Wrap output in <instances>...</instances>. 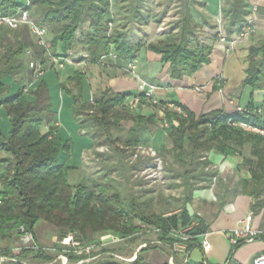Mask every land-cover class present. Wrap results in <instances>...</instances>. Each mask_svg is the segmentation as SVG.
Masks as SVG:
<instances>
[{"label":"trees","instance_id":"16d2710c","mask_svg":"<svg viewBox=\"0 0 264 264\" xmlns=\"http://www.w3.org/2000/svg\"><path fill=\"white\" fill-rule=\"evenodd\" d=\"M29 1L27 8L30 16L39 27L49 30V43L54 54L60 42L78 43L93 62L104 59L110 52L117 55L116 61H135L146 45L148 50L161 55V63L170 64L174 77H182L211 63L213 45L208 40L220 37V32L204 30L205 26H209L214 31L216 23L195 22L190 0H117L118 11L111 19L108 17L111 15V0ZM251 1L223 0L220 7L227 40L243 31L251 13ZM24 5L14 0H0V14H12ZM157 7L162 8L158 10ZM172 8L177 14L171 22L174 26L163 35L148 44L141 37H136V29L140 25L148 22L161 24ZM121 14L125 18L123 21ZM86 22L92 30L85 32V39L79 41L77 32ZM27 28L0 27V109L5 108L10 117L9 130L4 132L0 127V154H4L0 157V239L3 242L0 256L7 258L0 264H32L25 263L28 258L38 261L35 264L52 260L45 248L23 246L19 247V252H14L12 245L25 233H31L36 242L35 229L41 220L53 224L59 232L78 233L85 243L95 241L94 235L103 232L133 240L144 231L143 224L161 230L157 235L158 241L169 245L173 242L167 234L169 228L182 227L197 220L199 224L194 235L207 232L205 220L196 213L190 216L187 203H192L199 180L212 181L215 177L206 170L209 161L205 156L210 150L231 155L251 144L254 158L249 160V164L252 175L244 182V189L256 198L264 194V135L245 131L232 123L244 121L264 129V115L257 111L253 103L244 107L247 111L233 114L215 110L197 115L175 102L185 115L164 108V116L160 120L166 121L167 126L163 127L173 143L172 148L165 149V152L171 155L173 164L185 167L179 175L183 176L188 193H184L179 211L158 213L142 201L138 193L130 192L128 197H123L113 184L100 179L92 180L90 185L83 182L71 184L69 174L74 166L60 162L59 157L62 151L70 150L72 140L63 139L58 133L59 126L54 123L58 106L50 88L52 77L57 80L55 94H67L74 102L73 118L79 122L81 129L88 131L94 149L112 145L122 159H128L140 145L139 137L131 133L120 143V137L113 133L114 122L126 115L138 123L146 120L130 113L126 101L132 94H102L93 104L85 99V72L75 70L66 81L59 82L61 70L55 69L46 59H43V64L49 69L24 91L27 84L24 78L29 83L34 76L25 58L26 49L33 48L38 55L43 54ZM248 61L243 85L253 90L261 89L264 87V41L250 46ZM22 74L24 78L18 84L15 76ZM143 104L158 106L160 102L155 105L142 99L140 105ZM49 124L45 131L43 128ZM260 205L257 202L253 212ZM198 243L199 237L192 238L188 243L189 249ZM242 244L233 247L232 252ZM151 247L142 248L132 262L119 261L110 255L81 264H151L142 256ZM96 255L98 253L91 252L72 254L71 257L85 260ZM177 260L178 264H188Z\"/></svg>","mask_w":264,"mask_h":264},{"label":"crops","instance_id":"0c3cea01","mask_svg":"<svg viewBox=\"0 0 264 264\" xmlns=\"http://www.w3.org/2000/svg\"><path fill=\"white\" fill-rule=\"evenodd\" d=\"M14 1L22 4L27 3V0ZM116 1L111 0V15L108 16L109 19L113 18L115 11H118ZM190 1L195 22L201 24L207 21L211 25L215 23L218 25L219 21H221L223 28L220 7L223 5V0ZM253 1L258 3L259 8L254 15V31L252 34L245 38L234 35L232 39L226 41H221V37L217 40L209 39L208 43L213 45L211 63L206 64L193 74L174 77L170 64L160 62V54L148 50L146 45L139 51L138 57L135 60L137 64L140 62L138 74L156 87L154 95L160 104L158 106L143 104L132 109L130 111L132 115L142 116L146 120H143L141 123L136 122L131 117H128V115L121 116L119 121L114 122L113 128L117 130L126 121L132 123L123 141L129 134L134 133L139 137L140 144L152 146L157 151L167 154L165 149L170 150L173 143L160 120L164 113L161 111H164V108L184 115L185 113L181 106L186 107L197 115L215 110L233 114L237 111V108H244L249 103H253L254 107L260 109L261 114L264 115V87L253 90L252 87L243 85L249 66V48L252 45H259L264 41V0ZM157 8L159 10L162 7ZM173 10L175 9L173 8ZM122 16L121 14L120 18L123 21L125 18ZM110 26H112V23H110ZM157 27L158 25L154 22L140 25V28L136 29L138 30L136 37H141L145 44H148L150 41L159 38L157 36ZM89 30L92 29L88 22L82 24L77 32V40L82 41V39H85V32ZM204 30L214 33L209 26H205ZM147 37H150L149 40ZM146 40L148 41L146 42ZM56 53L68 56L73 60V63L67 64L60 71L59 82L66 81L75 70H80L78 62L82 59L83 54H89L86 50L79 47L78 43L68 42H60L56 48ZM87 60L89 65L85 72L86 100H90L91 103L95 104L102 94L137 93L138 83L133 75L126 70L125 65L127 64V60L120 59L117 62L105 57L100 61L93 62L89 60V55ZM220 77L223 79L221 84H219ZM56 82L57 80L52 77L50 88L54 100L56 99ZM196 88H201V91H196ZM56 100L58 115L54 123L56 126H59V129H62L61 118L63 120V111L66 107L73 109L74 102L71 100V97L64 93H61ZM173 102L179 103L181 106ZM168 103L175 104L179 107V110L174 107H167ZM59 109L62 110L61 113ZM151 116L152 118L150 119ZM50 125L44 127L45 131L48 130ZM77 127L80 128L79 123ZM84 133L86 136L88 131L86 130ZM115 136L121 137L118 133ZM82 141L85 143L87 152L97 151L98 147L94 149L91 137H85ZM73 143L72 140V145ZM96 154L99 155L97 152ZM168 155L170 154L168 153ZM252 156L251 144H246L240 152L231 155H224L216 150H210L206 153L205 158L209 161L206 170L215 175L216 179L213 177L212 181H198V187L193 192L191 205L195 213L203 218L208 225L207 238L211 244V249L204 253L199 244H197L190 249L191 253L188 264H252L255 257L264 253V237L255 239L252 242L243 243L232 252L233 247L227 235L228 231L235 228L240 220L253 210L252 208H255L257 202H260L261 205L254 211L253 226L264 231V194L256 198L248 194L244 189V182L250 180L252 175L249 164V160L254 158ZM179 210L180 207L175 211ZM2 243L0 239V245ZM160 244L161 253L163 254L159 252L158 256L161 257L163 255L161 258L162 262H168L171 255L170 245L162 241ZM196 249H199L201 252L199 253ZM14 250H18V247H15ZM146 251L148 253L151 252V250ZM196 252L197 254H195ZM193 255L195 259L191 263L190 258ZM230 259H232V262H229Z\"/></svg>","mask_w":264,"mask_h":264},{"label":"rangeland","instance_id":"374dc122","mask_svg":"<svg viewBox=\"0 0 264 264\" xmlns=\"http://www.w3.org/2000/svg\"><path fill=\"white\" fill-rule=\"evenodd\" d=\"M176 16L177 14L172 8L170 12H168L164 17L163 22L158 25L157 36L163 35L169 28L174 26L171 22L175 20ZM218 28L219 26L217 25L214 29V32H219ZM150 37H147V39L149 40ZM148 40H146V42ZM135 64L137 65L136 71L138 72L140 62H138V64L135 62ZM23 76V74L15 76L16 82H18V84L19 81L24 78ZM24 80L28 84L26 78H24ZM55 96V98L58 99L60 94L57 93ZM71 109L69 107L64 109V113L62 114L63 120L61 118L62 129H60L59 132V135L63 139L68 138L74 142L70 150L62 151L59 157L60 162H64L69 166H74L69 174V182L71 184L83 182L87 185H90L92 180L100 179L113 184L117 191L121 192L123 197H128L130 192L138 193L140 199L145 203H148L151 208L158 213H171L182 206L184 202V193L187 194L188 189L185 186L186 184L183 176H180L179 174L184 170L185 167L176 163L173 164L171 155L161 154L164 161V180L151 182L145 179L141 173V169H143L148 164V159L146 157L141 156L135 159L132 155L128 157V159H122L120 155L117 154L112 145L101 146L100 148L98 147L96 152L99 153V155L93 151L91 153L87 152L85 143L82 140L85 137L88 138L89 135L86 134L85 136L84 132L86 129L77 127L79 122L73 118V109ZM61 112L62 110H60V113ZM131 124V122L126 121L123 123V126H121L120 129L117 130L116 128H113L114 135L118 133L121 136L120 143L123 142V138L125 135H127V130ZM0 127L4 132H7L10 128V117L8 116L5 108L0 109ZM140 146H143V148L152 147L146 144H140ZM3 155L4 154L1 153L0 157ZM139 160L142 162V165ZM137 166L140 168L138 169ZM105 235L108 234H105L104 232L102 234H96L94 235L95 241L85 243L83 240H81V237L78 233L59 232L58 228L53 224L41 220L35 229V238L37 236L36 242L31 241L25 245V241L22 240L23 236H21L20 238H16L12 245L14 247H18V250L19 247L30 246L34 244L40 248H45L46 252H48L52 259L45 264H81L83 262L89 263L93 260L106 258L112 253L132 258L134 254H138L141 251L140 247L146 244V247H142L145 249H147L149 246L152 247L148 249L151 250L150 253H148V251L142 253V256L145 258V260L151 264L163 263L161 260L163 255L161 257L158 256L159 252L161 253L162 251V249H160L161 244L156 242L158 236L154 232L144 231L136 236L133 240L124 239L117 242L112 240L114 237L119 238V236L112 235L111 237H105ZM54 237H58L59 242L57 244L54 241ZM68 238H70V242L66 241ZM101 243H105L104 246ZM88 247L90 248L87 249ZM18 250H14V252H19ZM196 250L199 253L201 252L199 249ZM91 252L98 253V255L85 260H76V258L71 257L72 254L80 255ZM195 254H197V252ZM194 255L190 258L191 263L194 262ZM65 259L66 262L64 263ZM5 260H7L6 257L0 256V262ZM37 262L38 261H35L33 258H28L25 261V263L32 264Z\"/></svg>","mask_w":264,"mask_h":264},{"label":"built area","instance_id":"2783aa9c","mask_svg":"<svg viewBox=\"0 0 264 264\" xmlns=\"http://www.w3.org/2000/svg\"><path fill=\"white\" fill-rule=\"evenodd\" d=\"M30 3L29 0H27V3L24 6L19 7L16 12L12 14H0V27H7L10 29H18L21 26H27L31 33L32 38L34 39L35 45L42 51V55H38L33 48H28L25 51V58L27 60L28 66L31 70H33V79L24 86V91H27L39 78H41L46 71L49 69V67H45L43 64V59L48 60L50 64L54 66L57 70H62L65 68L67 64L73 63L72 58L64 55L57 54L52 51V48L50 46L49 41V30L44 27L40 26L33 20V18L30 16L29 10L27 8L28 4ZM251 13L247 16V22L243 29V31L238 34V36L245 38L247 36H250L252 32L254 31L253 27V20L254 15L258 11V3L253 1L251 2ZM219 30H220V39L221 41H226V35L223 32V28L221 26V21L218 23ZM88 55L83 54L82 59L78 62L80 65V68L83 72H86L88 69L89 62L87 60ZM107 58L111 59L112 61H116L118 59L117 55L113 52H110V54L107 56ZM126 66V70L133 75V77L136 79L138 83V91L135 94H132L130 97H128L126 101V105L131 110L136 108L138 105L142 104V99H145L148 103H153L155 105L159 104V100L155 97V86L145 79H143L138 72L136 71V64L135 61H128ZM223 79L219 78V84H221ZM196 91H201V88H196ZM167 107H174L179 110V107L175 104L168 103ZM237 111L244 112L247 111L246 108L239 107L237 108ZM258 112H261L260 109L257 110ZM162 112H164L162 110ZM164 116V113L162 114V117ZM161 117V118H162ZM162 125L167 126L166 121L162 120ZM233 125L239 126L245 131H251L255 133H260L264 135V129H261L257 126H254L250 123L239 121V122H232ZM146 157L147 159H150L149 163L141 169V173L144 176L145 179L153 182H158L164 180V161L163 157L159 153V151L155 150L152 147H144L138 146L133 153V157L136 159L138 157ZM216 179V177L214 178ZM253 218H254V212L251 210L243 219L240 220L239 224L235 226L232 230L227 232L229 241L232 245V247H235L242 243L252 242L255 239L264 237V231L259 230L253 226ZM199 222L197 220H194L190 222L189 224L182 226V227H172L167 230V234L173 239L172 244L170 245L171 248V255L169 257L168 263L169 264H178L177 259H181L183 262H188L189 255L191 253V250L188 247L189 241L194 237H199V246L203 250L204 253L210 251L211 244L207 238V232L194 235V230L198 226ZM145 232H154L158 235L159 230L158 228L151 229L150 227L146 225H142ZM22 231H24V228H21ZM143 231V232H144ZM111 237L112 235L108 234L105 235V237ZM114 237V236H113ZM23 241L26 243H30L31 241L34 242V237L31 233H25L22 238ZM124 240V238H117L114 237L112 241H121ZM54 241L57 244L58 237H54ZM66 241L70 242V238H68ZM67 242V243H69ZM158 243L161 241L157 239ZM103 246L105 243H101ZM35 248H39L36 244L30 245ZM146 247V244L142 245ZM141 246V247H142ZM140 247V250L143 248ZM88 247L87 249H89ZM79 252V251H78ZM80 253V252H79ZM117 260L120 261H126V262H132L137 257V254H134L131 257H124L120 254L112 253ZM66 262V259L64 263ZM252 264H264V253L258 255L253 259Z\"/></svg>","mask_w":264,"mask_h":264},{"label":"water","instance_id":"95a60500","mask_svg":"<svg viewBox=\"0 0 264 264\" xmlns=\"http://www.w3.org/2000/svg\"><path fill=\"white\" fill-rule=\"evenodd\" d=\"M187 210H188L190 216H193V214H195L194 208L191 205V203H187Z\"/></svg>","mask_w":264,"mask_h":264}]
</instances>
